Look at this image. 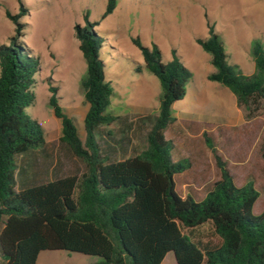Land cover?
Instances as JSON below:
<instances>
[{
	"label": "trees",
	"instance_id": "trees-1",
	"mask_svg": "<svg viewBox=\"0 0 264 264\" xmlns=\"http://www.w3.org/2000/svg\"><path fill=\"white\" fill-rule=\"evenodd\" d=\"M20 1V0H17ZM116 0H107L102 19L110 15ZM15 24L16 36L0 46V260L1 264H36L44 251H66L98 257L93 264H162L173 252L176 264H264V210L255 215L259 194L253 182L234 183L225 165L216 158L220 179L197 200L176 191L175 177L189 168L176 155L164 133L180 124L172 106L185 96L190 71L173 53L164 63L160 50L139 48L147 71L159 82L158 114L146 133L145 148L137 155L110 161L101 142L114 141L107 128L118 120L108 112L112 89L99 57L101 39L88 22L75 26V38L86 63L80 81L84 140L74 121L59 106L56 89L49 88L48 104L60 121L59 142L83 162L85 172L16 191V158L46 145L40 124L26 109L34 104V75L38 59L19 42L16 16L5 13ZM209 37L196 43L210 55L214 72L207 80L232 93L248 111L264 107V49L254 41L252 76L240 74L227 63L213 26ZM207 147L214 152L211 141ZM264 160V155L262 156ZM209 234V239L204 235ZM216 239L217 242H214Z\"/></svg>",
	"mask_w": 264,
	"mask_h": 264
},
{
	"label": "rangeland",
	"instance_id": "rangeland-1",
	"mask_svg": "<svg viewBox=\"0 0 264 264\" xmlns=\"http://www.w3.org/2000/svg\"><path fill=\"white\" fill-rule=\"evenodd\" d=\"M107 0H0V46L9 45L16 36L15 24L6 16H16L20 25L19 42L38 59L34 75V104L26 112L43 130V150L16 158L18 173L15 190L39 185L85 172L82 161L73 157L59 142L60 121L48 104L50 87L63 111L73 119L84 140L83 120L88 106L83 103L80 81L86 63L75 38V26L88 22L101 39L99 57L104 76L112 89L108 112L118 117L110 125L114 141L110 147L101 142L110 161L139 154L146 146L145 136L158 114L161 88L144 64L142 47L156 46L167 63L173 53L190 71L185 96L172 106L180 124L165 130V137L176 155L189 162V168L175 177L177 193L192 194L197 200L220 179L216 158L232 175L237 187L252 181L259 197L253 213L264 210V107L247 110L221 85L210 82L214 72L210 55L196 40L209 37L213 26L219 36L227 63L244 76H252L251 56L254 41L264 49V0H116L114 11L102 19ZM211 141L213 151L203 134ZM209 239V234L204 235ZM217 242L216 239H213ZM98 257L66 251H44L36 264H93ZM1 264V260H0ZM162 264H176L173 252Z\"/></svg>",
	"mask_w": 264,
	"mask_h": 264
}]
</instances>
